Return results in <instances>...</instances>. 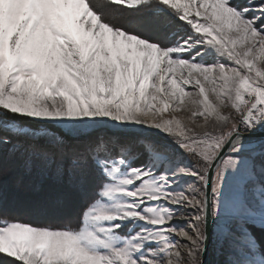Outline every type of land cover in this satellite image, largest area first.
<instances>
[{
    "label": "snow or ice",
    "instance_id": "6c2138e0",
    "mask_svg": "<svg viewBox=\"0 0 264 264\" xmlns=\"http://www.w3.org/2000/svg\"><path fill=\"white\" fill-rule=\"evenodd\" d=\"M6 165L83 200L12 264H264V0H0Z\"/></svg>",
    "mask_w": 264,
    "mask_h": 264
},
{
    "label": "rangeland",
    "instance_id": "374dc122",
    "mask_svg": "<svg viewBox=\"0 0 264 264\" xmlns=\"http://www.w3.org/2000/svg\"><path fill=\"white\" fill-rule=\"evenodd\" d=\"M241 3H246L247 0H240ZM177 115L187 118V113H179ZM191 163V160L188 161ZM16 168L17 165H15ZM14 165H6V168H10V171H7L5 174L0 175V210L7 212L11 217L15 216H24L30 218L31 220L42 219L46 224H63L64 222H71L74 217H76L78 211H80V204L83 201L79 196L71 192L66 186L58 185V194L50 199L46 197H41L38 203H31L30 200L22 199L17 197V190H21V187L24 188L25 192L31 191L32 193H37L40 189H37L35 186L36 182L33 178L30 179L23 178L22 173L14 176L13 179V191H9L10 185L12 183L11 178L9 177L10 172L16 171ZM185 181H190L191 178H184ZM54 183V182H53ZM20 184V185H19ZM61 187V188H60ZM36 194H34L35 196ZM183 211V209H181ZM60 215V216H59ZM59 216V218H58ZM56 217V219H55ZM54 218V219H53ZM65 218V219H64ZM177 218L182 220L178 221V225L186 226V218L182 216H177L173 223L176 222ZM57 220V221H56ZM176 238V237H175ZM2 259H5V264H12L10 258L0 254ZM213 259H215L213 257Z\"/></svg>",
    "mask_w": 264,
    "mask_h": 264
},
{
    "label": "trees",
    "instance_id": "16d2710c",
    "mask_svg": "<svg viewBox=\"0 0 264 264\" xmlns=\"http://www.w3.org/2000/svg\"><path fill=\"white\" fill-rule=\"evenodd\" d=\"M17 167H19V168H16V166H15V169H17L16 171L14 170L13 172H10L9 177L11 178L12 183L10 185L9 191L14 190L13 189L14 176L17 174H20V173H22V175L24 176L23 178H25V179H27V178L30 179V177L33 178V180H35V182H36L35 186L37 187V189H40L37 193H34V192L32 193L31 191L25 192L24 188L21 187V190L16 191L18 198H22V199H26V200L28 199L31 201V203L32 202L38 203L41 197H46V199H50V198H52L58 194L57 188H59L58 187L59 184L53 183L52 181H41V180L37 179L35 176L27 174L22 167H20L18 165H17ZM34 194H36V195L34 196ZM60 197L61 196H59L58 198H56V197H54V198L60 199ZM80 206H81L80 211H78L76 217H74V219L71 222L67 221V222H64L63 224H46L45 222H43L46 220H42L40 218L37 220H31L30 218H27L24 216L11 217L10 215L7 214V212H5L3 210H0V217L9 218V219H13V220H19L21 222L31 223L33 225H41V226L51 225L54 227H62L65 224L70 223L72 227H77L79 224V218L81 215V211L83 209V201L81 202ZM5 262H6V260L2 259L0 257V264H5Z\"/></svg>",
    "mask_w": 264,
    "mask_h": 264
},
{
    "label": "bare ground",
    "instance_id": "6f19581e",
    "mask_svg": "<svg viewBox=\"0 0 264 264\" xmlns=\"http://www.w3.org/2000/svg\"><path fill=\"white\" fill-rule=\"evenodd\" d=\"M59 216H60V215H59ZM59 216H58V218H59ZM53 219H54V218H53ZM55 219H56V217H55ZM64 219H65V218H64ZM179 220L181 221L182 219H181V218H180V219L177 218L175 224H180V223H178ZM56 221H57V220H56ZM176 239H180V240H182V238H181V237H178V236L176 237ZM214 258H215V257H214ZM209 259H213V256H210Z\"/></svg>",
    "mask_w": 264,
    "mask_h": 264
}]
</instances>
